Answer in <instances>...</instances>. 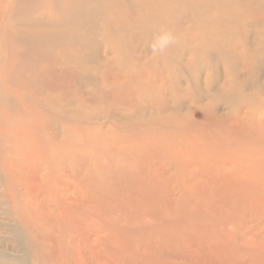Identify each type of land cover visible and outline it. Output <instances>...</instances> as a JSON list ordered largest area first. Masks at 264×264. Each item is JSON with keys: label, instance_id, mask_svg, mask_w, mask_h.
<instances>
[{"label": "bare ground", "instance_id": "bare-ground-1", "mask_svg": "<svg viewBox=\"0 0 264 264\" xmlns=\"http://www.w3.org/2000/svg\"><path fill=\"white\" fill-rule=\"evenodd\" d=\"M245 5L247 9H251L254 0H246ZM102 14L100 0L0 1V105L11 110L17 117L16 121L18 118L23 121L14 125L0 122V187L3 188L0 191V203L9 208L17 203L23 205L24 219H34L37 216L35 221H39V228L48 231L42 233L45 235L37 234L33 229L36 227L32 228L26 220L24 229L30 235L32 232L31 236L34 235L33 239L26 240V237H22L21 225L15 223L16 219L9 225V230L19 239L20 247L27 252L28 257L24 264H30L32 257H38L41 264H129L128 258L124 256L126 249L121 246V242L117 244L107 234L105 226L96 219H80L84 212L101 215L105 208L125 210L121 212L128 216L129 220H126L130 223L129 227H132L168 213L174 209L177 201L190 197L188 204L193 201L195 206H202L204 210L206 208L204 220L214 223L219 218V207L225 204L227 198L234 197L239 200L241 191L249 189L264 191V118H260V122H249L251 118L246 110L230 123L212 122L216 111L213 106L203 104L201 100L196 106L197 111L194 112L187 106L189 111L184 113L182 105L171 109L170 103L164 99L161 113L172 112L176 120L184 118L189 121L174 130L166 126L164 135L170 134L173 142L160 145V154L163 155L155 151V146L148 142L137 144L139 154L134 157L135 147L116 146L118 154L128 153L132 158L127 164L105 165L106 168L101 162H96L95 169H99L104 178L103 182L97 180L93 167L86 168L85 176H82L81 169L74 172L64 167L59 171L55 170L48 155L53 142L57 144L53 145V149H58V153L62 151L59 150L62 140H59L61 132H56L51 122H67V118L61 113L50 111V105L57 102L72 105L75 100L92 105L103 103L112 110L110 118L124 123L130 121L117 117L115 110L138 109L130 89L131 81L126 80L125 76L114 75L116 67L104 53L105 45L80 33L83 29L96 30V19ZM107 26L113 33L109 23ZM125 31L131 41L134 38L137 41L141 39L140 35L133 33L134 30ZM141 35L148 39L149 45L142 50L143 54L136 57L139 61L153 53L150 48L155 32L141 26ZM66 49L75 50L93 64L102 63L104 75L100 78L91 72H79L76 68L63 64L56 57L55 50ZM139 51L141 50L137 52ZM42 63L47 66L46 69L40 68ZM56 64H61L59 70L55 68ZM145 66L149 67L148 63ZM263 67L264 59L259 62V69ZM55 73L57 79L53 78ZM67 73L70 74L68 83L65 79ZM136 78H141L148 84L141 74ZM121 82L123 83L120 84ZM224 82L230 84L228 80ZM84 83L96 89V94L91 96L89 92L83 91ZM20 90L35 95L58 94L59 97L40 101L30 95L24 96V92ZM26 110H29L32 118L27 125L24 123ZM198 114L201 115V120L198 119ZM52 129L55 131L51 135ZM236 129L238 130L235 131ZM233 135H237L239 140L229 142V147L233 145L238 150L225 152L228 145L224 142L230 141ZM145 156L150 157L147 163L141 162ZM170 158L177 159L179 164L171 166L168 163ZM176 167L182 171L176 179L181 187L179 194L172 192L171 182H166ZM232 171L239 173L233 177ZM162 185L169 189L168 193L159 192L158 187ZM107 196L114 197L119 204L107 199ZM202 197H206L208 201H202ZM154 211L155 214L151 215ZM8 212L14 218V211ZM117 219L110 217L108 220L115 222ZM173 225L170 224L171 227ZM227 225L228 222L225 223ZM232 228L225 232L234 237L238 231ZM153 229L157 234L160 226L156 224ZM195 229L199 233L202 231L203 237L206 236L201 230L204 227L190 228L187 231ZM181 235L183 238L175 236L173 242H148L147 252L167 257L168 264H179L177 260L190 264L217 261L208 253L211 244L196 243L183 233ZM251 240L252 237L242 238L245 244H251ZM168 243L183 247L184 250L165 252L163 248ZM213 248L217 247L213 245ZM116 251H123L120 259L115 257Z\"/></svg>", "mask_w": 264, "mask_h": 264}, {"label": "rangeland", "instance_id": "rangeland-1", "mask_svg": "<svg viewBox=\"0 0 264 264\" xmlns=\"http://www.w3.org/2000/svg\"><path fill=\"white\" fill-rule=\"evenodd\" d=\"M100 2L103 14L96 19L94 27L96 30L83 29L80 33L105 45L103 51L116 67L114 75L125 76L126 80L131 81L130 89L133 91L138 109L126 111L116 109L117 117L130 121L124 123L110 118L112 110L103 103L92 105L75 100L72 105L63 102L50 105V111L61 113L67 118V122L61 120L51 122L56 132H61L59 140H62V147L59 150L63 151L58 153V149H53V145L57 144L51 143L48 158L53 162L55 170L59 171L62 167L70 172L81 169L82 176H85L86 168L93 167L97 180L103 182L104 178L99 169H95L96 162H101L104 168L105 165L127 164L129 159L139 154L136 148H139L137 144L140 142L152 143L155 146L154 150L160 154L161 144L173 142L170 134L164 135L166 126L174 130L189 121L184 118L176 120L172 112L161 113L164 99L170 103L171 109L182 105L184 113H188L189 108L197 111L196 106L201 100L203 104L214 107L216 113L212 122L230 123L246 110L249 112L248 117L251 118L249 122H260V118H264V67L259 69V62L264 59V0H254L251 9L244 6L246 0H100ZM107 23L110 24L113 33L108 30ZM141 26L153 30L155 38L163 30L171 32L174 43L163 53H151L146 59L137 60L136 57H139L140 53L143 54L142 50L149 45L148 39L141 35ZM127 29L134 30L133 33L140 35L141 39L137 41L134 38L131 41L130 37L126 36ZM138 50L141 51L137 52ZM55 55L63 64L76 68L79 72H91L100 78L104 75L102 63L93 64L73 49L55 50ZM147 63L149 67L145 66ZM46 67L44 63L40 65L41 69ZM55 68L59 70L61 64H56ZM139 74L148 84L141 78H136ZM238 74L241 75L240 78ZM53 78L57 79V73ZM65 79L68 83L69 73ZM225 80L230 84H226ZM86 84L82 85V90L89 92L91 96L96 94L97 90ZM10 89L12 90V87ZM20 92H24V96L30 95L40 101L59 97L58 94L35 95L25 90ZM25 118L24 123L27 125L32 120L29 110H26ZM16 119L11 110L0 105V122L10 125L18 121L23 122L20 118L18 121ZM198 119H202L200 114ZM55 130L52 129L50 134ZM230 139L224 142L228 145L225 152L238 150L233 145L229 147V142L238 141L239 137L233 135ZM121 145L135 147L136 154L132 157H129L128 153L118 154L115 148ZM149 160L150 157L145 156L141 162L147 163ZM168 163L175 167L179 161L170 158ZM78 164H81V167ZM181 172L176 167L171 172V177L166 179V182H171L172 192L178 194L181 187L176 179ZM238 173L232 171L231 176L236 177ZM0 188L1 191L3 188ZM158 189L163 194L169 192L164 185ZM183 193L190 195L187 191ZM240 194L239 200L234 197L227 198L226 205L223 203L224 205L219 207V218L213 221L214 223L204 220L206 208L205 211L202 206H195L193 201L188 204L190 197H184L182 201L179 199L174 209L155 216L154 219H148L142 225L129 227L130 223L126 220L128 216L121 212L125 210L118 208L108 210L105 208L101 215L82 212L80 219L90 221L93 218L101 222L107 234L117 244L120 241L121 246L125 247L124 256L128 258L129 264H168L167 257L147 252L148 242L149 244L153 240H156V243L160 240H164L165 243L173 242L175 236L183 238L181 233L196 243L212 245L208 253L217 261L193 264H264V191L249 189L241 191ZM109 197L106 198L119 204L114 197ZM201 199L208 201L206 197ZM8 210L14 211V218L7 214ZM23 213V205L19 203L11 208L0 203V264H24L28 257L27 252L20 247L19 239L9 230V225L16 219L15 223L22 227V237H26V240L33 239L32 232L30 235V232L24 229L27 219H24ZM154 214L155 211L151 215ZM110 217L119 218L120 222L118 219L115 222L109 221ZM37 218L36 216L34 219H28L29 225L31 224L32 228L36 227L33 229L37 234L47 233L45 229L39 228V221H35ZM171 223L174 224L173 227L170 226ZM156 224L160 226L157 234L153 229ZM198 227H204L201 230L205 237L202 236V231L201 233L196 229L187 231ZM230 227L238 231L236 236L232 237L230 233L225 232L231 230ZM253 231L258 237L252 233ZM244 236L252 237L251 244L242 242ZM169 244L164 246L163 251L184 250L183 247ZM213 245L217 248L214 249ZM37 253L40 254L39 251ZM121 256L123 251H116L115 257L120 259ZM31 259L30 264H41L38 257ZM177 261L179 264H190Z\"/></svg>", "mask_w": 264, "mask_h": 264}, {"label": "clouds", "instance_id": "clouds-1", "mask_svg": "<svg viewBox=\"0 0 264 264\" xmlns=\"http://www.w3.org/2000/svg\"><path fill=\"white\" fill-rule=\"evenodd\" d=\"M172 43H174L172 33L167 30H163L152 42L151 50L153 53H163Z\"/></svg>", "mask_w": 264, "mask_h": 264}]
</instances>
